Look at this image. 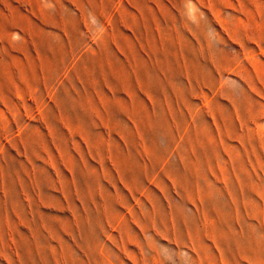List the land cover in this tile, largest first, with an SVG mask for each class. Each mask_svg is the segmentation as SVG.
Listing matches in <instances>:
<instances>
[{
	"label": "rangeland",
	"instance_id": "obj_1",
	"mask_svg": "<svg viewBox=\"0 0 264 264\" xmlns=\"http://www.w3.org/2000/svg\"><path fill=\"white\" fill-rule=\"evenodd\" d=\"M0 264H264V0H0Z\"/></svg>",
	"mask_w": 264,
	"mask_h": 264
}]
</instances>
